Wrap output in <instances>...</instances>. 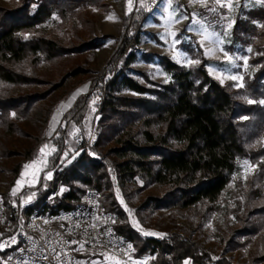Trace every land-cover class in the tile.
<instances>
[{
  "label": "trees",
  "instance_id": "1",
  "mask_svg": "<svg viewBox=\"0 0 264 264\" xmlns=\"http://www.w3.org/2000/svg\"><path fill=\"white\" fill-rule=\"evenodd\" d=\"M101 6L103 0L0 3V160L22 158L11 172L16 181L41 148L50 145L53 150L44 172L54 171L55 180L46 190L40 181L29 211L42 207L55 212L71 210L87 189H95L103 206L117 216V232L130 239L138 254L149 258V264H235L225 255L238 251L248 253L249 264H263L264 7L248 11L249 19L238 16L236 20L235 42L251 50L250 72L237 91L215 81L204 59L187 68L168 57H157L169 81L160 83L139 73L144 78L140 82L131 68L136 61L131 49L139 44V37L124 33L106 66L90 80L87 92L76 97L54 134L47 137L58 104L88 81L85 78L91 71L80 58L99 50L107 39L92 37L95 21L91 11ZM132 17L124 20L125 27ZM47 26L60 30L62 40L38 34ZM102 92L103 98L95 105L98 117L92 120L98 133L93 150L99 158L80 153L72 164L61 168L72 131L85 128L93 115L92 102ZM34 116L39 131L29 132L24 123ZM13 137L25 139L28 147L13 152L9 146ZM241 160L256 168L231 211L235 227L223 235L224 251L218 258L190 236L141 237L112 190L111 175L126 200L131 185L139 180L143 182L140 190L162 186L166 188L163 198L149 200L144 210L137 208L136 221L144 224L142 211L149 208L190 210L202 229L220 211ZM59 186L65 188L60 197L56 195ZM24 196L28 193L6 195L5 200L9 205ZM7 256L0 248V264H6Z\"/></svg>",
  "mask_w": 264,
  "mask_h": 264
},
{
  "label": "rangeland",
  "instance_id": "2",
  "mask_svg": "<svg viewBox=\"0 0 264 264\" xmlns=\"http://www.w3.org/2000/svg\"><path fill=\"white\" fill-rule=\"evenodd\" d=\"M15 2L17 0H0L1 4L7 6H12ZM261 6L264 7V0H188L180 5L164 2L158 10L150 14L143 0L140 1L138 8L133 7L128 0H103L102 8H93L91 11V17L95 21L92 37L107 39L104 40L103 46L99 50L87 53L80 58V62L91 71L85 78L88 81L81 85L68 100L58 104L49 122L46 136L51 137L54 134L62 116L76 97L80 93L87 92L90 80L96 78L106 66L124 33L129 37H139V44L131 49L136 55V61L131 65V68L134 77L140 82L144 83V78L139 73H145L151 80L160 83L169 81L168 76L159 65V58H157L162 56L187 68L200 65L204 59L208 62L206 70L215 81L233 92L242 88L244 77L250 72L251 50L250 47H244L241 43L235 42V24L238 16L249 19L247 12L254 7ZM129 16H133L132 20L125 27L124 20ZM255 24L259 27L262 26L257 22ZM38 34H48L62 40L61 31L52 26L45 27ZM104 94L102 92L99 97L93 100V115L87 121L85 128L72 131L68 142L69 149L66 153L69 161L62 160L61 168L67 167L77 159L74 156L75 153L81 155L77 153L78 145L75 142L77 134H81L85 140L91 133H95L98 137L96 124H93L92 120L98 117L95 105L100 98H103ZM125 95L134 96L135 94L125 92ZM50 103L47 102L46 105ZM54 117L55 119H53ZM39 126L35 116L24 123L25 129L29 132H38ZM28 145L29 143L25 139L13 137L9 146L13 152L18 153ZM52 151V147L47 145L44 152H40L35 163L32 162L28 164L31 165L30 167L23 169L18 178L19 184H17L18 180H13L11 172L22 161V158L15 156L11 159H1L0 193H3L4 197L6 195L16 197L28 193V196H24L22 199L30 202L36 196V188L41 180L44 183L42 189L49 188L48 183L54 182L55 173L54 171L46 173L44 171L48 168V158ZM86 154L92 159L99 158L93 149L92 156ZM255 168L247 160L239 161L238 170L233 175L229 192L220 202V211L202 229L198 228L193 212L190 210L149 208L142 211L144 224L136 221L134 214L137 208L142 207L144 210L143 206L149 200L163 198L166 188L162 186L153 185L140 190L143 182L139 180L131 185L128 192L130 199L126 200L117 180L111 175L112 190L118 202L123 206L128 222L141 237L165 238L174 234L183 237L190 236L202 242L214 257L218 258L224 251L221 244L223 235L235 227L231 211L237 206L240 191L247 177L254 172ZM49 173H51L50 178ZM64 190V187L59 186L56 195L60 197ZM144 232L163 235H144ZM225 256L231 258L235 264H249L247 252H231ZM82 257L80 264H109L104 259L93 256L83 255Z\"/></svg>",
  "mask_w": 264,
  "mask_h": 264
},
{
  "label": "built area",
  "instance_id": "3",
  "mask_svg": "<svg viewBox=\"0 0 264 264\" xmlns=\"http://www.w3.org/2000/svg\"><path fill=\"white\" fill-rule=\"evenodd\" d=\"M140 1L128 0L137 8ZM143 1L152 14L164 2L180 5L188 0ZM97 139L95 133L86 140L77 134V153L92 156ZM29 208L25 199L7 205L0 193V248L8 253L6 264H80L83 255L109 264H148L149 258L140 256L134 243L117 232V216L103 206L101 194L95 189H87L71 210Z\"/></svg>",
  "mask_w": 264,
  "mask_h": 264
},
{
  "label": "snow or ice",
  "instance_id": "4",
  "mask_svg": "<svg viewBox=\"0 0 264 264\" xmlns=\"http://www.w3.org/2000/svg\"><path fill=\"white\" fill-rule=\"evenodd\" d=\"M249 51H250V50H249ZM234 79H235V78H234ZM261 103H264V101H261ZM13 115H14V114H13ZM53 119H55V117H54ZM46 147H47V145L44 146V148H46ZM44 148H41V149H40V152H41V153L44 152ZM33 163H35V161H33ZM30 166H31V165L26 164V165H24V168L27 169V168L30 167ZM48 176H49V178H50V177H51V173H49ZM19 183H20V181L18 180V181H17V184H19ZM121 203H123V201H121ZM144 235H161V236H162L163 234H157V233H151V232H144ZM129 247H131V245H129Z\"/></svg>",
  "mask_w": 264,
  "mask_h": 264
}]
</instances>
